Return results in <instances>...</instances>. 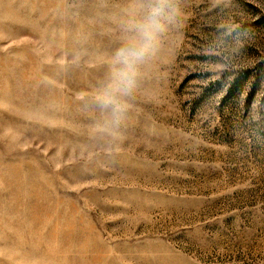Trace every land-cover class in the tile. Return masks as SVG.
<instances>
[{
    "label": "rangeland",
    "instance_id": "374dc122",
    "mask_svg": "<svg viewBox=\"0 0 264 264\" xmlns=\"http://www.w3.org/2000/svg\"><path fill=\"white\" fill-rule=\"evenodd\" d=\"M153 3L0 0V264H264V0H171L127 88Z\"/></svg>",
    "mask_w": 264,
    "mask_h": 264
},
{
    "label": "clouds",
    "instance_id": "9594fccd",
    "mask_svg": "<svg viewBox=\"0 0 264 264\" xmlns=\"http://www.w3.org/2000/svg\"><path fill=\"white\" fill-rule=\"evenodd\" d=\"M171 0H154L149 14L143 25L139 26V35L134 37L129 47L120 48L116 53L117 61H122L127 65L128 70L121 73V82L131 88L134 83L136 71L133 64L141 60L152 47V41L155 33L160 29V20L164 17L165 12L169 9ZM105 103H112L111 99L105 100Z\"/></svg>",
    "mask_w": 264,
    "mask_h": 264
}]
</instances>
